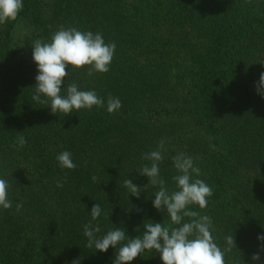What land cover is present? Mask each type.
I'll return each mask as SVG.
<instances>
[{
  "label": "trees",
  "instance_id": "obj_1",
  "mask_svg": "<svg viewBox=\"0 0 264 264\" xmlns=\"http://www.w3.org/2000/svg\"><path fill=\"white\" fill-rule=\"evenodd\" d=\"M20 23L25 35L16 45ZM61 26L116 43L109 72L88 76L84 67L65 80L105 100L119 97V111L64 116L32 100V44L50 42ZM262 61L264 0H24L17 19L0 25V177L13 201L0 211V264H112L111 247L95 253L83 236L96 203L103 208L92 221L97 236L116 226L135 238L148 221L168 226L152 207L157 189L137 199L123 186L127 178L148 183L138 172L162 139L160 174L170 191L178 153L191 156L211 186L208 206L192 210L211 218L222 249L233 234L236 249L225 264H264L257 241L264 235V99L254 87ZM21 134L27 144L18 148ZM65 150L75 170L57 166ZM132 264L162 261L145 251Z\"/></svg>",
  "mask_w": 264,
  "mask_h": 264
},
{
  "label": "clouds",
  "instance_id": "obj_2",
  "mask_svg": "<svg viewBox=\"0 0 264 264\" xmlns=\"http://www.w3.org/2000/svg\"><path fill=\"white\" fill-rule=\"evenodd\" d=\"M23 7L24 0H0V25L16 20ZM115 50L116 43H106L102 33L80 31L75 27L61 26L51 36L50 42L35 40L32 44V60L37 66L38 74L35 77L32 100L47 104L52 114L62 113L64 116L78 113L82 109L91 111L93 107L106 108L109 114L119 111L122 107L119 97L109 95L105 100L95 90H80L76 83L67 84L65 80L73 69L86 67L88 76L109 72ZM260 63L264 65V61ZM254 87L257 95L264 99V72L260 73ZM26 144V137L18 135L16 147L23 148ZM164 145L165 141L162 139L157 150L143 157L151 164L144 165L138 173L147 177L148 183L142 188L127 178L123 186L130 196L137 199L145 189H157L151 201L152 207L166 214L171 223L165 226L164 223L144 222L145 230L135 238H129L124 227L116 226L104 235L97 236L99 229L93 226L92 221H97L102 216L103 208L96 203L89 213L91 220L83 225L86 246L94 248L95 253H107L111 247L114 250L112 264H132L145 251L159 253L162 264H225L226 253L236 249L233 234L225 237L226 247L222 249L212 235L211 218L192 210L193 206H198L201 210L208 206L213 195L211 186L198 178L201 173L194 166L193 158L178 153L172 157V166L177 174L171 178L175 190L170 191L159 167L164 159ZM56 161L61 170L72 171L77 167L72 153L67 150L59 153ZM66 177L67 172L65 181H57L58 188L63 187ZM9 187L8 180L0 177V211L13 206V201L9 199ZM15 207L16 211H20L23 203H16ZM257 241L260 251H264V235H258ZM252 260H260L259 252L253 254Z\"/></svg>",
  "mask_w": 264,
  "mask_h": 264
},
{
  "label": "rangeland",
  "instance_id": "obj_3",
  "mask_svg": "<svg viewBox=\"0 0 264 264\" xmlns=\"http://www.w3.org/2000/svg\"><path fill=\"white\" fill-rule=\"evenodd\" d=\"M25 35V29H24V24L20 23L17 25L15 31H14V43L16 45L19 44V41L24 37ZM45 42V41H43Z\"/></svg>",
  "mask_w": 264,
  "mask_h": 264
}]
</instances>
